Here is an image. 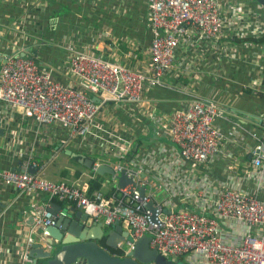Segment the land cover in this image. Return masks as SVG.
I'll return each mask as SVG.
<instances>
[{
    "label": "crops",
    "instance_id": "obj_1",
    "mask_svg": "<svg viewBox=\"0 0 264 264\" xmlns=\"http://www.w3.org/2000/svg\"><path fill=\"white\" fill-rule=\"evenodd\" d=\"M221 1L228 21L224 38L200 44L192 32L178 49L173 69L163 77V87L148 89L144 104L106 103L97 114L102 127L131 142L129 153L144 164L146 175L158 184H170V195L173 188L229 179L234 186L256 191L257 178L248 177L249 150L256 138H264V11L254 0ZM148 14L147 0H0V62L19 52L53 69L59 80L73 82L68 71L71 48L145 70L153 40ZM199 99L216 102L223 112L217 125L226 138L225 154L208 166L180 164L178 148L168 137V119ZM150 115L161 117L162 125L154 124ZM80 155L103 164L115 162L108 154H93L67 130L39 126L0 104V170L28 171L30 165H38L45 180L88 193L95 175L74 159ZM234 162L236 178H230ZM116 185L106 175L102 190L109 192ZM257 195L264 200V189ZM32 202L53 201L15 190L0 179V264H23L27 243L36 237L31 235L36 229Z\"/></svg>",
    "mask_w": 264,
    "mask_h": 264
},
{
    "label": "built area",
    "instance_id": "obj_2",
    "mask_svg": "<svg viewBox=\"0 0 264 264\" xmlns=\"http://www.w3.org/2000/svg\"><path fill=\"white\" fill-rule=\"evenodd\" d=\"M147 3L146 22L152 29L153 40L145 70H134L93 52L71 48L68 71L73 82L59 80L53 69L42 68L19 52L7 54L0 65V104L6 110L20 112L23 118L34 120L39 126L67 130L86 143L93 154L114 158L112 164H104L116 176L125 170L136 185L123 189L116 185L110 200L102 191L88 195L74 185L49 182L38 165H34L35 174L2 169L0 179L15 190L74 205L104 227L127 225L131 234V239L123 243L127 252L134 249L136 241L148 236L150 248L173 262L264 264V200L257 195V191L264 189V138H256L249 150L248 177L258 180L255 192L234 186L235 181L229 179L217 183L212 180L184 190L173 188L170 195V184L166 180L155 182L146 175L144 164L134 158L129 164L121 160L129 154L131 142L123 135L109 132L97 120L102 105L140 106L148 89L163 87V77L173 69L178 49L190 40L192 32L200 44L226 36L228 21L221 0H147ZM222 115L216 102L202 99L171 114L168 137L178 148L180 164L208 166L225 154L226 138L217 125ZM150 119L156 125L163 123L161 117L150 115ZM100 164L103 163L95 159V166ZM229 169L230 178H236L233 176L236 163ZM110 179L117 183L115 176ZM138 186L146 188L143 201L135 193ZM149 202L157 209L156 222L151 221L146 208ZM30 215L36 228L31 235L37 236L40 229L55 225L50 203L32 202ZM31 240L32 237L22 256L23 264L30 262Z\"/></svg>",
    "mask_w": 264,
    "mask_h": 264
},
{
    "label": "water",
    "instance_id": "obj_3",
    "mask_svg": "<svg viewBox=\"0 0 264 264\" xmlns=\"http://www.w3.org/2000/svg\"><path fill=\"white\" fill-rule=\"evenodd\" d=\"M264 11V0H254ZM1 61L0 63H2ZM95 102L100 100L93 98ZM77 162L92 170L94 174L115 176L117 185L123 189L135 182L126 176L125 170L117 176L106 164L95 166V159L84 155L74 157ZM28 172L35 174L37 169L30 165ZM140 200H144L146 188L138 186L135 192ZM151 213V221L156 222L157 209L153 202L146 205ZM55 216V225L40 229L31 240L28 255L31 264H183L165 259L149 246L150 238L144 236L136 241L134 249L127 252L123 243L131 239V234L116 223L112 227H104L82 211L72 208L64 209L56 202L50 204ZM164 213H170L164 210Z\"/></svg>",
    "mask_w": 264,
    "mask_h": 264
},
{
    "label": "trees",
    "instance_id": "obj_4",
    "mask_svg": "<svg viewBox=\"0 0 264 264\" xmlns=\"http://www.w3.org/2000/svg\"><path fill=\"white\" fill-rule=\"evenodd\" d=\"M131 159H133V156L131 155V153H129L128 155L126 156H123V158L121 159L122 161L126 162L127 164H129L131 162ZM95 177H93L90 181H89V191H88V195H91L94 191H102V184L104 183V180H105V175H99V174H94ZM113 190L114 189H111L109 192H104L105 195L110 198V200L113 199ZM53 202H56V203H60V204H63V202H60L58 200H52ZM51 201V202H52Z\"/></svg>",
    "mask_w": 264,
    "mask_h": 264
},
{
    "label": "rangeland",
    "instance_id": "obj_5",
    "mask_svg": "<svg viewBox=\"0 0 264 264\" xmlns=\"http://www.w3.org/2000/svg\"><path fill=\"white\" fill-rule=\"evenodd\" d=\"M161 197H162V195H161ZM183 264H188V263H186V262L184 261Z\"/></svg>",
    "mask_w": 264,
    "mask_h": 264
}]
</instances>
